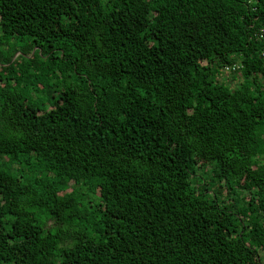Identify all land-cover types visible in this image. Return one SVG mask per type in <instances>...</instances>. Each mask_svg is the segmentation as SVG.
<instances>
[{
  "label": "trees",
  "instance_id": "obj_1",
  "mask_svg": "<svg viewBox=\"0 0 264 264\" xmlns=\"http://www.w3.org/2000/svg\"><path fill=\"white\" fill-rule=\"evenodd\" d=\"M0 33V264H264V0H0Z\"/></svg>",
  "mask_w": 264,
  "mask_h": 264
},
{
  "label": "rangeland",
  "instance_id": "obj_2",
  "mask_svg": "<svg viewBox=\"0 0 264 264\" xmlns=\"http://www.w3.org/2000/svg\"><path fill=\"white\" fill-rule=\"evenodd\" d=\"M1 34V33H0ZM26 38L24 40H19L15 35H11L8 37H3L0 35V53L2 55H7L13 51H16L14 58L16 55L21 54L23 46L25 45ZM4 64L0 65V73L3 76H6L8 74V71L4 69ZM220 79L226 81L230 85L234 86L237 81L240 79L239 74L236 73H226L222 72L220 75Z\"/></svg>",
  "mask_w": 264,
  "mask_h": 264
},
{
  "label": "built area",
  "instance_id": "obj_3",
  "mask_svg": "<svg viewBox=\"0 0 264 264\" xmlns=\"http://www.w3.org/2000/svg\"><path fill=\"white\" fill-rule=\"evenodd\" d=\"M236 68H238V66L236 64L225 65L223 70L228 73V72H230L232 70H235Z\"/></svg>",
  "mask_w": 264,
  "mask_h": 264
}]
</instances>
